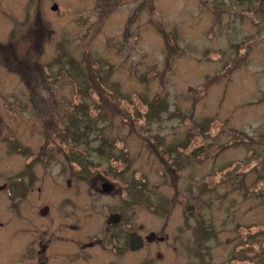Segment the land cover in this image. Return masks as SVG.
<instances>
[{"label": "rangeland", "instance_id": "rangeland-1", "mask_svg": "<svg viewBox=\"0 0 264 264\" xmlns=\"http://www.w3.org/2000/svg\"><path fill=\"white\" fill-rule=\"evenodd\" d=\"M193 135L196 163L182 157ZM252 148L264 157V0H0L5 240L8 224L31 253L33 225L109 238L118 213L128 232L168 241L123 264H264Z\"/></svg>", "mask_w": 264, "mask_h": 264}, {"label": "flooded vegetation", "instance_id": "flooded-vegetation-1", "mask_svg": "<svg viewBox=\"0 0 264 264\" xmlns=\"http://www.w3.org/2000/svg\"><path fill=\"white\" fill-rule=\"evenodd\" d=\"M164 148L166 149V151H168V148H171V146ZM182 157L187 159L186 155H182ZM173 162L176 164L177 168H179L181 165H184L182 158L174 160ZM104 183H110V182L107 180H103L101 186ZM101 186L99 189V193L105 194L101 192L102 190ZM11 191L12 189H9L8 186H6V184L0 185V199L4 196L10 198L12 196ZM113 191L111 193H113ZM109 194H105V195H109ZM9 205H10V211H14V212L17 211V208L19 206L18 204L12 202L9 203ZM44 208H47V212H48V207L44 206L39 211L40 216L41 215L43 216L47 213L46 212L45 214H41V211ZM2 210H3V206L0 205V211ZM113 214H117L120 216V214L118 213H112L108 216V218L105 221H103V223L105 222L106 232H109V234L111 233L109 238L94 236L88 241H84L83 239L74 240V238H67L66 236H55L52 229L51 230L42 229L38 231L37 229H35L36 226L33 225L34 229L31 233H33L35 236V244L32 253L31 251H24L25 244L27 241L26 239L28 238V236L26 238L24 237L20 239V241L22 240L24 242V245L21 248L20 242L18 244V239H15L13 235L16 233H20L21 231H12L11 224H8L9 227L7 233H9L11 237L5 240L4 237L0 235V264H106V263L123 264L121 263L123 259L120 257L128 256V249H129L128 234L135 231L128 232V226L130 227V225H128V221H124V219L122 220L121 216L119 222L117 223L108 220L109 217ZM45 217L46 216H43L42 218L40 217L39 219L43 220ZM36 222L37 221L35 220L33 221V223L32 222L30 223L35 224ZM124 222H126L127 226H124L125 224ZM6 223L7 221L0 220V231L6 228L5 227L7 226ZM44 223H47V221L46 222L44 221ZM68 226L69 225L62 226V230L65 233L68 232ZM24 231L26 232L29 231V228L28 229L26 228V230ZM117 231L119 232V235L116 234L118 233ZM46 233L47 234L49 233V237L45 236ZM138 235L143 239V246L141 249L137 250L138 252L144 250L149 245L158 246V245H164V243H168L167 240L166 241L160 240L161 238L157 236L152 242H146L145 241V238L147 236L146 234H141V235L138 234ZM15 236L17 237V234ZM38 236H42L45 238L42 239ZM70 244H72V246L76 245L72 248L74 250L72 252H69ZM160 258H162L161 255L158 259Z\"/></svg>", "mask_w": 264, "mask_h": 264}, {"label": "trees", "instance_id": "trees-1", "mask_svg": "<svg viewBox=\"0 0 264 264\" xmlns=\"http://www.w3.org/2000/svg\"><path fill=\"white\" fill-rule=\"evenodd\" d=\"M261 2H263V1H261ZM188 137H190V135H188ZM191 138L193 139V140H191ZM191 138L189 139L188 138V141L186 142V144H185V146H184V148L182 149V151L185 153V155H187L188 157H189V159L190 160H192V158H194L193 160H195V163L196 162H199L200 161V155H204V149H203V147H200V146H195V136L193 135V136H191ZM1 139H3L4 141H8V140H5L6 138H1ZM241 142H243V141H241ZM180 145H182V144H180ZM199 148H202V149H200V150H198ZM179 149V151H180V146L177 148V150ZM100 150V149H99ZM192 150H194V152H191ZM101 151V150H100ZM171 151H172V148H168V151H166V156L169 158V160H173L172 158H171V156H169V154L171 153ZM189 154H191V155H189ZM249 154H251V155H249V156H252V159H254V161L256 162L255 163V165L253 166V167H256L258 164L260 165V163L261 162H263L264 161V157L263 158H261V156H260V154H258L257 153V151L256 150H254L253 148L252 149H249ZM204 157V156H203ZM206 157V156H205ZM204 157V158H205ZM233 167V164L232 165H228L227 167H225V169H227L225 172H229V170L231 169ZM253 167H251V168H253ZM214 170V169H213ZM216 170V169H215ZM222 170H223V168H222ZM222 170L221 171H218L216 174L213 172V174H208V176H207V178H206V180H203V183H204V185L207 187L208 186V188L207 189H209L210 191H214V188H215V185H214V181H215V178H216V176H217V174L219 173V172H222ZM238 170H240V169H235V170H231V171H234V173H233V176H236L237 174H239L240 176H245V173H242V172H237ZM205 179V178H204ZM208 179V180H207ZM225 180H224V178L221 176V182H224ZM210 182H212V183H210ZM236 182H238V183H240L239 181H237L236 180ZM241 184V183H240ZM261 228H264V227H261ZM203 230V229H202ZM204 231V230H203ZM205 232H207V231H205ZM205 234H207V233H205ZM238 261H242V259H238Z\"/></svg>", "mask_w": 264, "mask_h": 264}, {"label": "water", "instance_id": "water-1", "mask_svg": "<svg viewBox=\"0 0 264 264\" xmlns=\"http://www.w3.org/2000/svg\"><path fill=\"white\" fill-rule=\"evenodd\" d=\"M52 10L55 11L56 7H53ZM101 187H102L101 192L105 193V194H109L114 190V186L112 184H109V183H104V184H102ZM46 212H47V208H44L41 211V214H45ZM108 220H111V221L117 223L120 220V216L117 214H113L109 217ZM155 237H156V235L154 233H149L146 236L145 241L146 242H152L155 239ZM128 240H129V249L131 251H137V250L141 249L143 246V239L135 232L128 234ZM159 257H160V255L157 254V258H159Z\"/></svg>", "mask_w": 264, "mask_h": 264}]
</instances>
